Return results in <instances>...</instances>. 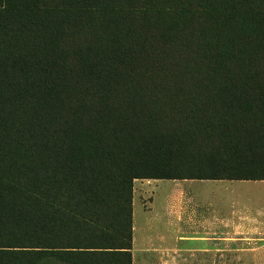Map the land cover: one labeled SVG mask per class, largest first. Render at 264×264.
Segmentation results:
<instances>
[{
    "label": "rangeland",
    "instance_id": "rangeland-1",
    "mask_svg": "<svg viewBox=\"0 0 264 264\" xmlns=\"http://www.w3.org/2000/svg\"><path fill=\"white\" fill-rule=\"evenodd\" d=\"M105 1L110 5L108 8L64 22H42L29 27L7 19L0 21V100L15 102L12 106H19L24 111L25 124L39 131L41 120L45 119L42 112L66 105L72 111L86 103L87 99L75 93L76 87L86 89L88 97L93 93L90 101L96 108L95 117L104 119L103 126L95 125L101 130V142L113 144L111 140L115 133L114 145L105 147V150H112L111 160L82 161L71 172L73 177L97 171L104 176L103 191L112 193L104 194L105 200L114 203L119 200L126 205L123 211L126 220L120 229L121 238L117 240L127 244L132 243V214L129 216L127 201L121 200L129 198L130 188L136 212L140 206L139 197L146 208L151 207L152 223L164 219L165 197L176 183L170 180L152 182L155 179L152 177L160 175L163 170L152 158V134L159 131L172 133L176 128L180 132L188 126L182 122L180 113L201 99L191 92L201 87L207 71L206 65L203 67L206 25L209 22L210 35L206 38L214 46L225 37L226 44L231 45L234 52L236 46L241 47L239 49L246 53L245 58L254 60L253 67L260 65V57L264 54V36L258 34L250 12L225 8L218 3L210 7L202 0ZM216 50L211 53L213 60L219 55ZM29 63L39 67L37 75L32 70L25 75L28 70H24V66ZM25 78L31 84L28 91L22 89L26 85L22 81ZM39 80L42 81L43 94L37 93L36 82ZM17 89L24 93L18 94ZM125 89L136 91L140 98L127 100L122 97ZM56 114L59 117L56 126L61 127L65 113ZM8 115L9 110L3 112L0 104V120ZM86 115L87 112L80 114L84 118ZM30 119L34 121L28 122ZM51 126V123L46 124L45 134H52ZM14 128L17 129L15 125ZM6 137H15L16 140L13 142ZM6 137L0 145L8 148L18 160L26 158L29 165L38 161L31 151L18 143L17 135L6 134ZM147 137L151 138V143L146 142ZM34 142L30 144L32 150L34 144H40V141ZM76 142L81 149L92 146L90 138L79 141L76 137ZM73 144L70 142L54 153H48L43 160L57 161L72 154L78 156V146ZM187 152V147L183 150L178 145L166 157L170 174L187 175L190 172L191 155ZM132 175L138 177L131 180L130 187L123 178ZM186 186L190 190L189 201L193 197L190 201L193 209L201 185L195 182ZM224 186L218 185L213 192L202 190L198 197L209 201L214 209L227 212L234 191L230 192ZM231 186L237 187L242 204L247 207L264 204L263 181H246ZM205 204L203 202L202 207ZM179 224L202 222L195 216L194 221L183 219ZM71 236L77 237L75 234ZM208 247L218 254L215 264H264V229L261 233L256 230L252 233H221L220 240ZM129 251L132 264L131 249ZM34 264L77 263L55 255L41 258Z\"/></svg>",
    "mask_w": 264,
    "mask_h": 264
},
{
    "label": "trees",
    "instance_id": "trees-1",
    "mask_svg": "<svg viewBox=\"0 0 264 264\" xmlns=\"http://www.w3.org/2000/svg\"><path fill=\"white\" fill-rule=\"evenodd\" d=\"M202 1L210 7L218 3L237 11L247 10L252 14L258 34L264 36V0ZM120 2L127 3L128 0ZM108 6L105 0H0V21L7 19L30 27L42 22L82 18ZM208 24L204 30L203 48V67L206 65L207 71L201 87L191 92L201 99L181 111L182 122L188 125L183 130L177 132L176 128L172 133L159 131L152 134V158L163 168L160 175L152 178L264 179V54L260 57V65L253 67L254 60L245 58L246 53L239 49L241 47L236 46L234 52V48L226 44L225 37L214 46L206 38L210 35ZM216 31L218 34L219 29ZM214 49H217L216 54L219 53L215 60L211 55ZM255 52L258 53L257 47ZM24 70H28L25 75H29L30 70L37 75L39 67L29 63ZM22 81L26 83L22 89L28 91L30 81L27 78ZM36 83L37 93L43 94L42 81ZM123 91L125 95L121 96L127 100L140 98L136 91ZM17 93L24 92L17 89ZM75 93L87 99L86 103L72 111L66 105L42 112L45 119L41 120L39 131L25 124L24 111L19 106H12L15 102L0 100L3 112L9 110V115L0 120V144L6 134L17 135L18 143L38 158L36 163L29 165L26 158L18 160L8 148L0 145V264H34L41 258L55 255L77 264H131L129 250L132 243L117 240L121 238L120 229L126 220L123 212L126 205L119 200L116 203L105 200L104 194L112 193L103 191L104 176L99 171L75 177L71 172L82 161L111 160L112 150H105V147L116 142L115 133L111 140L113 144L101 142V130L95 125L103 126L104 119L95 117L96 108L90 101L93 93L88 97L87 90L82 87H76ZM55 111L59 115L62 111L65 113L61 127L56 126L59 117ZM83 112H87L85 118L80 116ZM47 123L53 125L52 134L44 133ZM76 137L79 141L90 138L92 146L81 149L78 142L75 143ZM6 138L16 140L15 137ZM34 141H40V144H34L33 151L30 144ZM150 141L147 137L146 142ZM70 142L78 146V156H66L57 160L60 163L55 159L43 160L48 153H54ZM178 145L183 150L187 147V154L191 155L187 175H172L166 167V157ZM137 177L132 175L123 179L130 185ZM124 200L129 205L130 216L131 188L129 198L121 201ZM72 234L77 237L73 238Z\"/></svg>",
    "mask_w": 264,
    "mask_h": 264
},
{
    "label": "crops",
    "instance_id": "crops-1",
    "mask_svg": "<svg viewBox=\"0 0 264 264\" xmlns=\"http://www.w3.org/2000/svg\"><path fill=\"white\" fill-rule=\"evenodd\" d=\"M163 180L176 183L166 194L164 219L152 223L151 207L146 208L145 202L142 203L137 195L140 206L136 212L132 200V264H215L218 254L215 255V250L208 246L220 240L221 233L263 232L264 204L247 207L242 204L244 202L237 187L231 185L246 181L264 182V179L177 178L152 179V182ZM195 182L200 183L201 190L197 192L196 204L192 209L190 201L193 197L189 201L190 190L185 185ZM221 184L230 192L234 191L227 212L221 211V208L214 209L209 201L198 197L200 191L213 192ZM203 202L206 204L202 207ZM195 216L202 224H179L183 219L194 221Z\"/></svg>",
    "mask_w": 264,
    "mask_h": 264
}]
</instances>
